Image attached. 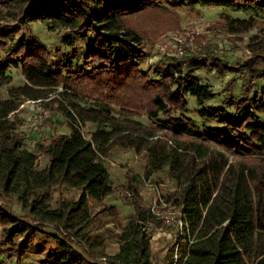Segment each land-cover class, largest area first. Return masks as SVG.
<instances>
[{"label": "trees", "instance_id": "trees-1", "mask_svg": "<svg viewBox=\"0 0 264 264\" xmlns=\"http://www.w3.org/2000/svg\"><path fill=\"white\" fill-rule=\"evenodd\" d=\"M198 1L206 0H4L0 48L6 55L0 58V85L10 81L12 66L21 68L26 82L9 86L10 97L0 99V264L21 261L37 233L47 232L42 227L49 225L64 239L53 235L61 250L47 264H92L97 258L107 264H159L152 259L147 229L161 222L143 202L140 177L130 174L127 186L111 184L106 159L116 148L146 153L147 177L168 167L176 182L167 201L182 210L188 241L177 253L176 244L167 245L160 264H264V88L255 91L256 81L264 78V20L226 15L221 23L231 33L258 29L246 44L250 55L243 61L232 63L209 44L199 54L169 55L144 66L151 36L138 17L152 18L160 35L158 19L178 21L176 7ZM211 1L264 11V0ZM36 20L65 28L61 40L70 49L52 51L24 30ZM80 38L87 39L82 60L76 56ZM202 68L247 79L242 97L224 98L232 111L220 105L198 110L200 119L222 128L185 116L188 95L200 105L215 95L194 74ZM59 86L96 105H60L70 133L53 134L30 151L19 109L25 99L45 97ZM116 109L122 116L114 114ZM131 114H145L154 125ZM87 122L96 126L90 137L82 130ZM40 155L48 160L42 169L37 167ZM65 188L79 195L66 196ZM121 190L133 212L120 231L109 229L121 241L119 252L109 255L103 232L91 228L92 202ZM9 196L21 204L22 216L4 205ZM101 212L118 223L114 206Z\"/></svg>", "mask_w": 264, "mask_h": 264}, {"label": "rangeland", "instance_id": "rangeland-1", "mask_svg": "<svg viewBox=\"0 0 264 264\" xmlns=\"http://www.w3.org/2000/svg\"><path fill=\"white\" fill-rule=\"evenodd\" d=\"M6 3L0 0V18L5 14ZM178 12V21L170 20L169 17L163 16L160 20L162 33L157 35L159 28H153L152 18L139 16L138 19L143 22L145 35L151 36L147 42L148 58L144 62V66L153 64L160 58L169 55L183 56L178 54L177 48L182 42H188L189 46H195V51L189 49L186 54H199L201 48L212 45L216 50H219L223 57L232 63L243 61L250 55V51L246 46L248 40L259 33L257 28L244 33H231L226 28L221 26L225 21V16L230 15L240 18L257 17L264 20V11L254 7L239 8L234 6H226L211 0L187 2L176 7ZM141 22V23H142ZM214 25V26H213ZM24 30L34 33L44 44L52 51L56 47L68 51L70 47L62 42L61 36L65 31L63 27L52 28L48 21L36 20L31 21ZM87 39L80 38L76 46V56L82 60ZM6 52L0 48V58L5 56ZM194 74L201 78L203 83L209 84L214 92V97L207 99L204 105H200L193 95H188L189 110L185 116L193 118L198 124H206L222 128L221 125L214 121H204L198 116V110L206 105H220L226 107L230 111L232 108L224 103L226 96L233 95L236 98L244 95L241 85L247 79L234 72L219 73L213 68H202L194 70ZM9 82L0 85V99L10 97L11 85H21L26 82L25 76L19 67H10L8 70ZM235 79L233 83L231 80ZM264 88V78H260L255 83V91H261ZM70 102L78 103L79 105L89 108L95 107V103L78 94L65 90L62 86L51 89L47 96L39 99H25L21 105L18 117L21 119L20 130L26 133L25 148L30 151L36 150L37 143L48 140L53 134H69V122L65 114L60 110V105L70 107ZM98 108V107H97ZM114 114L119 117L120 114L116 109ZM179 114V113H178ZM10 116H13L12 114ZM131 118L139 120L146 125H154L145 114H131ZM264 118V117H263ZM96 129L94 123L87 122L82 126V130L87 137H90L91 132ZM47 158L40 155L37 167L42 169L47 164ZM148 155L143 153L137 154L133 149L116 148L112 154L106 159L108 166L111 184L113 187L120 185H128V176L134 174L140 179L137 181V189L143 197V202L151 209L155 220L161 222L151 223L148 227L150 234V242L152 249V259L156 263H161V258L166 254L169 244H176L175 253L178 246L185 244L188 239L187 228L180 224L182 210L174 207L167 201L168 193L174 191L177 187L176 182L170 178L168 167L151 174L147 177ZM66 196H78L79 191L65 188ZM57 192L54 191L53 196L56 197ZM160 199H163L165 204H162ZM156 203V204H155ZM4 205L9 207L11 211L22 216L23 212L21 204L15 196L7 197ZM155 205V206H154ZM104 206H114L120 213L118 223L115 224L113 219L107 214L101 212ZM154 206V212L153 210ZM133 212V207L130 205L125 191H117L100 202H92V213L94 214L93 231L103 232V246L109 255H114L119 252L121 241L110 234V230L114 232L120 231V225L126 226L129 215ZM40 224L38 222H35ZM45 233L38 232L29 251L21 259L12 260L10 264H47L55 261L54 255L60 252L58 241L53 235H59L63 238L62 233L54 225L42 227ZM2 228L0 225V237ZM110 236V237H109ZM64 239V238H63ZM192 239V237L190 238ZM76 249L81 250L76 243ZM92 264H107L105 258L92 259Z\"/></svg>", "mask_w": 264, "mask_h": 264}, {"label": "built area", "instance_id": "built-area-1", "mask_svg": "<svg viewBox=\"0 0 264 264\" xmlns=\"http://www.w3.org/2000/svg\"><path fill=\"white\" fill-rule=\"evenodd\" d=\"M189 49H193L192 51H195V46H189V43L184 41V42H182L178 46L177 51H178V54L184 55V54H186V52H188ZM160 201H161L162 204H165V202L163 201V199H160ZM154 206H153V210H152L153 212H154ZM180 224L182 226H184V223H183V213L181 214Z\"/></svg>", "mask_w": 264, "mask_h": 264}]
</instances>
